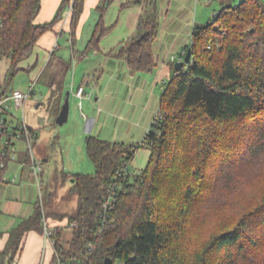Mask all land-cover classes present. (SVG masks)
Wrapping results in <instances>:
<instances>
[{
  "label": "trees",
  "instance_id": "obj_1",
  "mask_svg": "<svg viewBox=\"0 0 264 264\" xmlns=\"http://www.w3.org/2000/svg\"><path fill=\"white\" fill-rule=\"evenodd\" d=\"M71 4L74 30L82 0H63L55 17L44 23L36 21L41 0H0V56L18 66ZM142 26L144 32L131 38L122 52L133 69L150 71L156 66V17H148ZM99 29L105 32L102 21ZM190 47L191 61L176 70L164 88L160 110L143 141L88 135L87 152L95 171L71 175L76 209L54 217L45 210L53 192L44 193L35 213L10 232L0 264H15L27 231L44 233V213L77 223L69 247L63 243V229L55 227V246L64 258L83 257L94 244L84 264H104L107 257L114 264H264V189L222 228L196 237L191 248L186 238L191 224L208 223L203 210L209 200L217 201L264 159V1L225 5L206 24L194 26L187 50ZM30 128L36 143L37 130ZM142 146L150 149V158L134 172L129 165ZM4 147L0 137V180L7 168L1 162L9 159L2 158ZM125 166L127 172L120 175ZM195 215L198 220L192 222Z\"/></svg>",
  "mask_w": 264,
  "mask_h": 264
},
{
  "label": "crops",
  "instance_id": "obj_2",
  "mask_svg": "<svg viewBox=\"0 0 264 264\" xmlns=\"http://www.w3.org/2000/svg\"><path fill=\"white\" fill-rule=\"evenodd\" d=\"M70 1L73 3L75 0ZM157 1L82 0V12L76 29L73 30L72 27L73 12L66 13L51 30L39 37L31 55L19 64L23 62L22 65L26 66L23 68L31 69L40 80L52 88L60 105L58 113L66 97L69 96V100L70 95L80 98L76 91L83 85L86 96L82 99L87 98V105L91 111L90 106L98 107L96 122L98 132L94 135L104 133L102 137L105 139L118 137L127 139V142H134L136 137L145 136L160 110L163 93L162 91L160 96L158 94L160 80L164 76L171 79L178 70L172 62L183 60L185 57L181 54V57L173 59L169 54L170 49L175 45L179 48L186 44L188 39H185V35L194 26V0H176V15L171 18L166 28L170 32V37L159 38ZM173 1L162 2L167 20L174 6ZM62 3L63 0H41V10L36 21L38 23L51 21ZM69 9L70 6L66 12ZM152 16H155L158 22L157 38L152 45L156 66L150 71H139L130 66L122 47L126 46L131 38L144 32L142 22ZM90 19L93 22L85 36L86 25ZM101 21L105 28L103 34L100 30L102 28L99 29ZM95 36H98V39L93 44L91 40L95 39ZM186 48L183 50L185 54ZM168 64L172 67L170 68ZM163 81L167 86L166 79ZM166 86L162 85L161 89L164 90ZM82 99L80 102L83 106ZM81 110L83 112V109ZM83 117L86 119L85 132L92 131L94 120L87 118L85 113ZM128 125L129 133H125L124 130L121 133L117 132L118 127L125 129ZM133 127L136 129L133 130ZM142 147L144 149L140 151ZM142 147L137 150L132 160L140 170L147 165L151 152L148 147ZM13 151L11 149L10 155L16 150ZM14 155L16 156L14 159L9 157L6 162L7 168L0 180V253L8 243L10 232L23 218L35 213L37 203L42 202L44 197L42 184L38 183L31 164L30 154L20 150L19 155H16V152ZM74 202L77 207V198ZM50 220L54 227L63 229V243L69 247L74 229L69 227L68 218L51 217ZM55 256L56 248L53 243L45 240L44 233L29 230L22 239L15 264H55Z\"/></svg>",
  "mask_w": 264,
  "mask_h": 264
},
{
  "label": "rangeland",
  "instance_id": "obj_3",
  "mask_svg": "<svg viewBox=\"0 0 264 264\" xmlns=\"http://www.w3.org/2000/svg\"><path fill=\"white\" fill-rule=\"evenodd\" d=\"M240 1L194 0V26L197 24H206L225 5L236 6ZM157 2V13L160 21L159 38L164 37V39H169L170 32L166 28H168L171 18L176 15V0L173 1L174 6L168 20L165 15L166 11L162 7L163 0H158ZM92 22L93 20L90 19L86 25L85 36L90 30L89 25ZM193 28L185 35V39H188L186 44L181 45L179 48L178 45H175L170 49L169 54L172 58L173 56L179 58L182 56L181 54L185 56L183 50L186 47L188 48L192 42ZM22 63L15 66L9 57L0 56V93L5 92L6 94H11L16 89L28 93L31 86H33L32 93L27 98L25 107H18L11 101L8 112L4 114V117L8 119L11 127H17L18 124L25 121L37 130L38 136L34 146V154L42 164L40 177L43 192L45 194L49 191L53 192L52 203L51 205H46L45 210L52 211L55 217L64 211L69 213V211H73L76 207L74 202L76 197L70 194V189L73 184L71 175L76 172L93 173L95 171V166L87 152L86 138L88 134L98 132V123L96 124L98 107L90 106L91 111L87 105V98H85L82 99L84 104L81 108L79 107L81 99L70 95L69 118L63 124L58 123V108L60 106L58 98H56L49 85L44 83L42 79L40 80L31 69L23 68L26 66H23ZM175 63L176 61H173L172 65L175 66ZM164 79H166L167 83L171 80L167 76H164L160 80L158 84L159 96L163 91L161 86H166L163 81ZM81 109H83V112ZM83 113L87 115V118L94 120V129L92 131L85 132L84 124L86 119H84ZM129 129V125L125 129L118 127L117 132L121 133L124 130L125 133H129ZM134 129L136 127H133ZM102 134H99V136L102 137ZM142 136L136 137L134 142H127V139L125 141L118 137L110 140L138 144L144 139V135ZM14 141L17 144L15 147L16 151L14 150L16 155H19L20 150L26 151L27 153L30 152L31 154L25 140L15 138ZM143 149L142 147L140 151H143ZM129 166L134 172L140 170L134 162H130ZM7 170L9 171L10 169L8 168ZM242 175H244L243 178L236 186L225 190L222 195H219L217 201L209 200L207 207L205 206L206 209L203 208V214L207 215L208 218V223L205 224V227L195 226L194 223L188 227L186 238L188 239L187 245L189 248L194 245L193 240L196 237H199V239L205 238L211 229L222 228L223 225L233 220L245 209L249 202L256 201L260 197L264 189V159H259V162L252 165L251 168H248ZM197 220L198 217L195 215L192 222H197ZM117 263L121 264L120 261H117Z\"/></svg>",
  "mask_w": 264,
  "mask_h": 264
},
{
  "label": "built area",
  "instance_id": "obj_4",
  "mask_svg": "<svg viewBox=\"0 0 264 264\" xmlns=\"http://www.w3.org/2000/svg\"><path fill=\"white\" fill-rule=\"evenodd\" d=\"M73 12V4H71L70 9L68 12H65V14H70ZM176 57L173 56V59ZM33 86H31L28 93L23 92L20 89L14 90L11 94H5L0 96V137H2V143H4V148L2 150V158H15L16 156L13 154L10 155L11 149L15 150V141L14 139H23L28 144V149L31 151L30 159L31 164L35 173V176L37 178V181L39 184L41 183V170H42V164L38 159L35 157L34 154V146H35V136L30 128V125L27 124L25 121L18 124L17 127H11L9 125L8 119L4 117V114L8 112V109L10 107V102L13 101L16 106L25 107V103L29 95L32 93ZM76 94L82 99L86 96L85 87L82 85L80 86ZM80 106L82 107V102H80ZM6 163L1 162V166H4ZM127 166L122 169L121 172H119L120 175H124L127 170ZM112 197L113 195H110V197L107 198V201L105 203L104 208V214L102 216V221L105 222V219L107 217V212L110 210L111 204H112ZM42 222L44 225V237L47 242H51L55 246V239L53 237L55 227L52 225L50 218L44 213ZM69 227L74 229L77 226V223L75 221L69 222ZM56 248V246H55ZM88 252H86L83 257H75V258H64L56 249V259L55 264H84L87 259L89 258L90 252L94 249V244L90 243L88 245Z\"/></svg>",
  "mask_w": 264,
  "mask_h": 264
},
{
  "label": "water",
  "instance_id": "obj_5",
  "mask_svg": "<svg viewBox=\"0 0 264 264\" xmlns=\"http://www.w3.org/2000/svg\"><path fill=\"white\" fill-rule=\"evenodd\" d=\"M191 58H192V48L190 47L188 50H187V53L184 57L183 60H180V61H177L175 66L178 70H181L184 65L186 63H189L191 61ZM69 94V92H68ZM68 117H69V96L66 97L65 99V103L57 117V121L58 123L60 124H63L64 122H66L68 120ZM104 264H114V261L111 257H107L105 259V263Z\"/></svg>",
  "mask_w": 264,
  "mask_h": 264
}]
</instances>
